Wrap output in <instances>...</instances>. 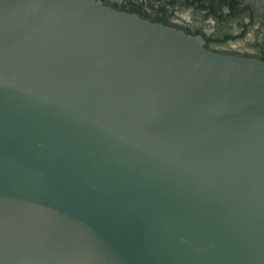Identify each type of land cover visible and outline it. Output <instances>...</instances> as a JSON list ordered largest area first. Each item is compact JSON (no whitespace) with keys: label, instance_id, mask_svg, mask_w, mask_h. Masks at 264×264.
I'll use <instances>...</instances> for the list:
<instances>
[{"label":"water","instance_id":"95a60500","mask_svg":"<svg viewBox=\"0 0 264 264\" xmlns=\"http://www.w3.org/2000/svg\"><path fill=\"white\" fill-rule=\"evenodd\" d=\"M102 0H0V264H264V60Z\"/></svg>","mask_w":264,"mask_h":264},{"label":"flooded vegetation","instance_id":"af4514ba","mask_svg":"<svg viewBox=\"0 0 264 264\" xmlns=\"http://www.w3.org/2000/svg\"><path fill=\"white\" fill-rule=\"evenodd\" d=\"M117 10L201 35L221 53L264 57V0H102Z\"/></svg>","mask_w":264,"mask_h":264},{"label":"trees","instance_id":"16d2710c","mask_svg":"<svg viewBox=\"0 0 264 264\" xmlns=\"http://www.w3.org/2000/svg\"><path fill=\"white\" fill-rule=\"evenodd\" d=\"M259 59L264 60V57H260Z\"/></svg>","mask_w":264,"mask_h":264}]
</instances>
